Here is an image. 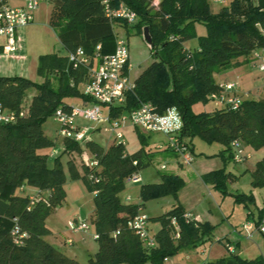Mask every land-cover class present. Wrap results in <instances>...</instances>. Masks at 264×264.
<instances>
[{
  "label": "trees",
  "instance_id": "1",
  "mask_svg": "<svg viewBox=\"0 0 264 264\" xmlns=\"http://www.w3.org/2000/svg\"><path fill=\"white\" fill-rule=\"evenodd\" d=\"M48 1L51 4L48 24L56 31L66 53L39 56L40 82L21 75H0V106L17 114L13 122H0V264H164L169 256L211 240L212 225L186 217L180 202L161 215L148 217L149 232L150 221L160 224L150 233L155 239L154 246H145L128 226L145 201L162 195L177 199L184 185L179 174L162 171L157 182L140 185V203L121 200L119 194L125 188L126 178L151 160L144 148L148 141L142 133H139L142 146L132 153L121 144L113 143L104 149L88 141L87 147L95 154L97 165L83 164L82 174L68 161L71 175L80 177L95 192L90 222L95 227L98 247L87 262L66 255L44 238L50 233L46 218L64 197L65 173L60 155L49 165L48 154L40 152L54 145L42 124L58 107H70L66 98L81 96L84 101L90 100L79 89L80 83L87 80L88 70L85 66H74L69 54L81 48L93 58L98 44L100 54L110 53L115 47V24L105 15L102 0ZM154 1H112L113 6L124 3L136 12L138 19L132 25L142 34L148 28L154 56L134 79V88L126 94L125 103L113 108L112 116L129 113L147 102L161 116L175 112L181 118L175 131L180 137L189 138L192 153L194 136L223 146L219 151L223 166L204 173L203 180L226 192L227 184L236 179V175L226 171V164L234 161L232 142L239 140L253 149L264 145V99H242L236 109L216 107L197 113L192 105L211 101V94L221 89L214 73L248 63L254 50L264 48V0H228L217 11L212 10L209 0H158L156 6ZM115 23L129 26L124 21ZM197 24L204 26L203 34L197 33ZM193 38L197 46L187 48L184 43ZM239 58L242 60L238 61ZM30 89L35 92L27 102ZM64 146L69 153L81 151L78 142L71 139L65 138ZM251 184L264 187V156L251 171ZM25 185L38 191L19 194L18 190ZM32 195L38 199L30 205ZM14 217L20 229L28 234L19 245L11 237ZM263 222L264 206L252 224L259 229ZM207 264H264V256L247 258L231 253Z\"/></svg>",
  "mask_w": 264,
  "mask_h": 264
},
{
  "label": "rangeland",
  "instance_id": "2",
  "mask_svg": "<svg viewBox=\"0 0 264 264\" xmlns=\"http://www.w3.org/2000/svg\"><path fill=\"white\" fill-rule=\"evenodd\" d=\"M227 1L209 0L210 6L214 11H217ZM7 3L13 5L9 1ZM156 4L155 0L154 5L156 6ZM50 7V1H40L39 8L34 13V20L30 24L19 28V36L22 38L20 54L23 56L20 62L15 60L14 66L16 70L14 75H21L32 81L40 82L42 78L38 74L39 56L50 52H56L60 55L66 53L57 37L56 31L48 24ZM114 31L118 32L119 36L124 38L127 43L130 63L132 65L129 75L130 79L134 80L154 60L150 46L143 38V34L138 32L134 25H129L126 28L121 23H115ZM186 43L188 48L197 46L195 38L186 41ZM241 60L242 58H239L238 61ZM257 63L258 61H252V58L249 57V63H242L222 73H216L215 78L220 81H231L237 85L240 88L239 92L242 99H264V71L259 70L254 65ZM79 89L80 92H83V82L80 83ZM34 92V89L29 90L26 96L27 102H29ZM66 101L76 107L84 103V99L81 96L68 97ZM215 106H218V104L213 100L205 104L196 102L192 105V110L197 113L212 110ZM101 108L103 115L107 116L108 107L101 105ZM124 115L126 114L124 113ZM173 115L171 119L172 127H168L167 131L177 129L175 127L181 124V118L175 112ZM75 124L87 128L88 140L98 143L104 149L115 143L113 134L104 129L105 125H107L105 122L96 123L82 117H76ZM42 128L45 134L54 141V145L51 148L42 149L44 153L48 154V164L52 165L53 158L60 155L65 173V180L62 186L64 197L47 217V225L51 231L46 237L48 240L58 242L62 246L64 239H72L73 245L65 247L70 252L73 250L77 251V259L82 263H86L89 255L93 254L98 246L97 240L94 238L95 227L90 222V216L94 209L95 192L90 190L80 177H73L71 171L68 170L67 164L71 160L78 172L82 174L83 164H89L96 157L87 147L88 141L78 142L81 147L80 152L76 150L70 153L64 151L65 138L60 135V125L55 121L53 115L46 118L42 124ZM120 131L123 133L126 141L125 149L130 153L142 146L139 133L144 134L146 138L150 135V141L144 145V148L147 149L148 154L151 156L150 163L137 172L140 180L138 182L127 181L125 183V188L119 194L121 200L126 196H130L132 203L141 202V198L139 197L140 185L157 182L162 171L177 172L184 180L182 191L181 193L180 191L178 192L177 199L172 195H162L147 200L139 210L140 213L146 214L149 217H156L172 207L173 203L175 204L181 200L194 205V213L199 214L201 219L209 222L213 230L211 240L194 248L196 252L197 248L199 253L202 249L206 250L205 254L201 255V261L206 259V262H202L204 264H207L212 259L208 260L207 256L209 254V258L213 256L214 259L222 255L227 256L231 253L252 258L258 255L264 256V234L262 232L256 230V234L252 235V237H247L249 235L248 231L242 235L232 232L233 227H240L242 229L245 221L257 219L259 209L264 206V187H253L251 184V168L257 162V159H260L264 155V145L258 149H251L249 158H246L247 161L245 159V162L231 161L226 164V171H230L236 175V179L234 182L227 184L226 192H222L213 184L206 183L203 180V167L210 165L216 169L223 166L218 152L220 150L219 147L222 146L220 143H208L200 137L194 136L191 140L193 161L189 164L184 163L180 165L176 157L167 160L165 158L166 152L156 151V146L165 144L167 131L165 133H150L139 127L135 128L127 116ZM183 139L185 142L190 143L188 137H183ZM241 146L248 153L249 150L244 149L245 145L241 144ZM160 165H165V169H160ZM18 193L23 195L27 193V190L24 192L18 190ZM193 202L194 204H192ZM71 220L84 221L87 225L86 230L70 229L67 225ZM159 226V223L155 224V222L150 221V233L153 234ZM209 246H211L210 249ZM230 247L233 248V252H230Z\"/></svg>",
  "mask_w": 264,
  "mask_h": 264
},
{
  "label": "built area",
  "instance_id": "3",
  "mask_svg": "<svg viewBox=\"0 0 264 264\" xmlns=\"http://www.w3.org/2000/svg\"><path fill=\"white\" fill-rule=\"evenodd\" d=\"M44 0H26L22 5H10L4 0H0V38L3 43L0 45V57L14 58L21 55L22 38L18 35L20 27L30 24L34 20V12ZM113 0H102L104 13L111 22L124 21L128 25L134 24L138 16L136 12L124 3L118 6L112 5ZM222 1V0H218ZM101 45L96 46V54L93 58L88 57L81 48L69 54V60L74 66H85L88 70L87 80L84 83L83 93L90 98L84 101L81 106L70 105L68 108L58 107L53 118L60 125L59 133L66 139L76 142L89 141L87 138L88 129L75 124L76 117H82L93 122H105V131L114 136L116 144L125 146L126 141L121 126L126 120V116L134 127H139L147 132H166L167 127L161 123V115L155 111L154 106L147 102L129 113L112 116L113 108L123 105L126 100V94L133 90L134 80L130 79L129 49L124 38L115 32L114 50L107 54H100L98 50ZM252 61H258L254 64L259 70L264 71V48L256 49L251 54ZM221 89L211 94V100L215 101L220 107H229L236 109L241 105L242 97L237 92L234 83L220 84ZM101 105L108 107V115L104 116ZM19 115H23L20 112ZM168 118L173 117V112L166 113ZM17 114L12 111H5L0 106V122H13ZM239 140L232 142L234 151V161L243 162L249 157ZM160 149L166 148L176 154L177 161L180 164H189L193 161L189 144L184 141L176 131L170 130L166 134L164 145ZM136 164V161L133 162ZM89 167L97 165L96 160H92ZM160 169H165V165H160ZM91 178H93L91 176ZM97 181V178H93ZM140 176L137 172L130 174L126 181L138 182ZM38 199L37 196L30 197V205ZM186 216V215H185ZM17 218H13L14 225L11 229V237L15 244L19 245L27 237V232L22 231L17 223ZM72 230H86L87 225L84 221H69L67 225ZM128 226L140 237L143 244L147 247L155 245V239L148 229V216L138 213L128 221ZM177 228V227H176ZM260 232L264 233V222L260 225ZM97 238V234H94ZM71 243V241H68Z\"/></svg>",
  "mask_w": 264,
  "mask_h": 264
},
{
  "label": "crops",
  "instance_id": "4",
  "mask_svg": "<svg viewBox=\"0 0 264 264\" xmlns=\"http://www.w3.org/2000/svg\"><path fill=\"white\" fill-rule=\"evenodd\" d=\"M4 1H6V0H4ZM7 1H9L11 4H13V5H22V4H24L25 2H26V0H7ZM6 1V2H7ZM156 2H158V0H156ZM39 8V7H38ZM38 8L36 9V11L38 10ZM35 11V12H36ZM34 12V13H35ZM49 12H50V10H49ZM34 16H35V14H34ZM49 18V17H48ZM204 26L203 25H201V24H197L196 25V30H197V33L198 34H203L204 32H205V29L203 28ZM18 35L20 34L19 33V29H18ZM3 43V40L0 38V45ZM184 45L186 46L187 45V43L185 42L184 43ZM187 47V46H186ZM195 47V46H194ZM193 47V48H194ZM188 48V47H187ZM19 53H21V52H19ZM22 56L23 55H18V56H16V57H14V58H10V59H7V58H4V57H0V74H2V75H14V72H15V66H14V63H16L15 62V60H17V62H20V60H21V58H22ZM24 58V57H23ZM6 59V60H5ZM22 62V61H21ZM249 63V62H248ZM242 64V63H241ZM226 70H228V69H226ZM226 70H223V71H220V72H218V74L219 73H222V72H224V71H226ZM215 76H216V73H214V79H215V81L218 83V84H225V83H233V82H231V81H220V80H218V79H216L215 78ZM236 86V88H237V92L240 94V88L239 87H237V85H235ZM216 107H220L219 105L218 106H215L213 109H215ZM212 109V110H213ZM206 112H208V111H211V110H205ZM173 112V111H172ZM174 113V112H173ZM174 116V115H173ZM173 118V117H172ZM172 118H168L166 115H162L161 116V123L164 125V126H166L167 128L169 127H172L171 126V119ZM180 125H178L177 127H175V128H178ZM168 130V129H167ZM175 129H173V131H174ZM168 132V131H167ZM165 133V132H164ZM167 134V133H166ZM149 138H150V135H148L147 136V141L149 142L150 140H149ZM223 146H221V147H219L220 148V150H221V148H222ZM245 148V150H249L248 151V154H249V152H250V150L251 149H253V148H251V147H249V146H244ZM160 147H159V145L158 146H156V151H158V152H160ZM220 150H218V152L220 151ZM40 152H43V150H40ZM164 152H166V159L167 160H171V158H175L176 156H175V154H173L172 152H168V151H164ZM251 153V152H250ZM250 155V154H249ZM264 156V155H263ZM262 156V157H263ZM261 157V158H262ZM249 158V157H248ZM260 158V159H261ZM259 159H257V161H258ZM245 161H247V159L245 160ZM245 161H243V162H245ZM180 164V163H179ZM180 165H182V164H180ZM255 165V164H254ZM254 165H253V167L251 168V171L253 170V168H254ZM215 166V165H214ZM213 169H215V168H213V166H210V165H208V166H206V167H203V170H204V173H206V172H209V171H211V170H213ZM177 173V172H176ZM178 174V173H177ZM19 190H21V191H25V190H27V193H25V194H23V195H31V194H35L37 191H38V188H36V187H33V186H29V185H25V186H23V187H21ZM181 191L182 190H180V193H181ZM130 199H131V197L130 196H126L125 198H123L122 199V201L123 202H128V203H132L131 201H130ZM141 200V199H140ZM138 203H140V201L138 202ZM180 203L183 205V207H184V209H185V212H186V217H188V218H194V219H196V220H198V221H201V222H203L204 220L203 219H201L200 218V216H199V214H197V213H194L195 211V206L194 205H190L189 203H186V201H184V200H181L180 201ZM174 204V203H173ZM192 204H194V202L192 203ZM140 212V211H139ZM149 217V216H148ZM149 224H150V222H149ZM155 224H157L156 222H155ZM46 225H47V218H46ZM47 227H48V225H47ZM49 228V227H48ZM159 228V227H158ZM50 229V228H49ZM256 230H258V229H256L255 227H253V224H252V221H245L244 223H243V225H242V229H240V227H233L232 228V232L233 233H235V234H237V235H242L244 232H246V231H248L249 232V235L247 236V237H252V235H254V234H256ZM50 231H51V229H50ZM44 238L48 241V242H50L51 244H53V245H55L56 247H58L62 252H64L66 255H68V256H71V257H74V258H76L77 259V251H75V250H73L72 252H70L69 250H67V248L65 247V246H67V245H73V241H72V239H70V238H68V239H64L63 241H62V243H63V246L62 245H60V243H58V242H52V241H50V240H48L47 239V237L46 236H44ZM71 241V243H69L68 241ZM98 247V246H97ZM210 247L211 246H209V249H210ZM232 247H230V252H233L232 251ZM196 250H197V252L199 251L197 248H196ZM205 249H202V250H200V253L198 252H196L195 251V249H190V250H182V251H180L177 255H175V256H172V257H168V258H166L165 260H164V264H204V263H202V262H206L205 260L204 261H201L202 260V256L201 255H203V254H205ZM209 252V251H208ZM209 256H210V254H209ZM209 256H207V258H208V260H210L211 258V260H214V257L212 256V257H210L209 258ZM222 256H224V255H222ZM222 256H220V257H222ZM243 257V256H242ZM217 258H219V257H217ZM216 258V259H217ZM247 258H252V257H247ZM145 264H151V263H149V262H147V263H145Z\"/></svg>",
  "mask_w": 264,
  "mask_h": 264
},
{
  "label": "water",
  "instance_id": "5",
  "mask_svg": "<svg viewBox=\"0 0 264 264\" xmlns=\"http://www.w3.org/2000/svg\"><path fill=\"white\" fill-rule=\"evenodd\" d=\"M143 38L146 40V42L148 43V45L151 46L152 40H151V36H150V34L148 32V28L147 27H145L143 29Z\"/></svg>",
  "mask_w": 264,
  "mask_h": 264
}]
</instances>
